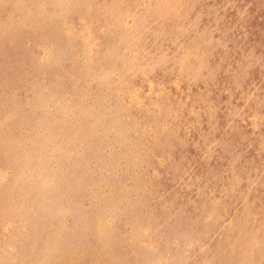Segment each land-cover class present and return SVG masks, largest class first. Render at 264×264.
Instances as JSON below:
<instances>
[{"label":"rangeland","instance_id":"rangeland-1","mask_svg":"<svg viewBox=\"0 0 264 264\" xmlns=\"http://www.w3.org/2000/svg\"><path fill=\"white\" fill-rule=\"evenodd\" d=\"M0 264H264V0H0Z\"/></svg>","mask_w":264,"mask_h":264}]
</instances>
